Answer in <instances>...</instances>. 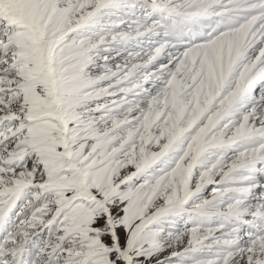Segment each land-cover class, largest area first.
<instances>
[{
  "label": "snow or ice",
  "instance_id": "obj_1",
  "mask_svg": "<svg viewBox=\"0 0 264 264\" xmlns=\"http://www.w3.org/2000/svg\"><path fill=\"white\" fill-rule=\"evenodd\" d=\"M0 264H264V0H0Z\"/></svg>",
  "mask_w": 264,
  "mask_h": 264
}]
</instances>
